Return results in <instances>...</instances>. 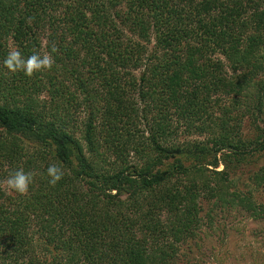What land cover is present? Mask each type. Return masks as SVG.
Listing matches in <instances>:
<instances>
[{"label":"trees","instance_id":"16d2710c","mask_svg":"<svg viewBox=\"0 0 264 264\" xmlns=\"http://www.w3.org/2000/svg\"><path fill=\"white\" fill-rule=\"evenodd\" d=\"M12 47L55 63L11 74ZM263 100L264 0H0V264H176L201 197L264 218L234 179Z\"/></svg>","mask_w":264,"mask_h":264},{"label":"rangeland","instance_id":"374dc122","mask_svg":"<svg viewBox=\"0 0 264 264\" xmlns=\"http://www.w3.org/2000/svg\"><path fill=\"white\" fill-rule=\"evenodd\" d=\"M256 92L254 88L253 93ZM252 122L253 119L245 118L246 135L255 133ZM263 164L264 155L258 156L257 162L237 170L234 178H240V190L258 204L264 203V187L257 186L256 178L249 172ZM222 168L223 165L219 169ZM199 207L200 221L194 235L180 244L176 264H264V218L251 216L238 201L201 197Z\"/></svg>","mask_w":264,"mask_h":264},{"label":"clouds","instance_id":"9594fccd","mask_svg":"<svg viewBox=\"0 0 264 264\" xmlns=\"http://www.w3.org/2000/svg\"><path fill=\"white\" fill-rule=\"evenodd\" d=\"M55 51V49H53ZM55 61L50 54H41L34 50L30 55L25 56L18 47H12L4 58V67L11 74L22 73L32 77L34 74L51 70ZM49 183L55 186L63 179L64 172L56 165H50L47 169ZM34 182V174L19 168L12 172L6 180L7 188L11 191L25 195L28 193L30 185Z\"/></svg>","mask_w":264,"mask_h":264}]
</instances>
